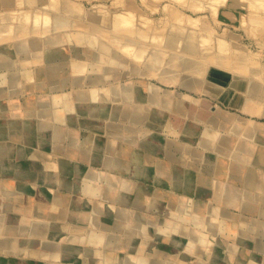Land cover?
<instances>
[{
	"label": "bare ground",
	"instance_id": "bare-ground-1",
	"mask_svg": "<svg viewBox=\"0 0 264 264\" xmlns=\"http://www.w3.org/2000/svg\"><path fill=\"white\" fill-rule=\"evenodd\" d=\"M103 1L105 0H97L96 3L86 7L80 0H0V98L7 97L4 101H0V115L6 117L7 125H0V176L7 177L0 180V231H3L4 223L8 221L9 224L5 225L6 230L18 231L16 225L12 224L14 217L10 214L39 216L42 209V200L34 203V206L22 203V197L28 193V188L15 182V178L28 180L35 177V180L42 181L46 185L80 190L81 182L77 184L75 180L79 177L87 185V191L84 192L86 201H83L82 205L74 206V198L54 191L50 200L59 207H53V217L60 216L61 220L68 218L73 223L72 229L70 228L68 232H73V236L76 235L81 242L85 241L87 244L105 242L109 234L125 233L127 234L125 242L120 240L118 235L117 238L113 235L116 242L110 243L115 245L116 249L126 247L127 251L119 253L123 255L119 260L107 251L99 253L90 247L87 249L82 246L70 247L60 253L64 264H68L65 261L70 264L76 261L86 264H177L174 260L176 254L167 251L168 244L176 248L175 253L182 254L181 257L179 256L181 264H264V259L261 260L256 256L247 257L246 251L238 244H229L221 238L219 240L209 235L210 232L219 233L227 238H233L246 247L253 242L257 249L264 252V221H254L252 226L255 237L254 240H250L248 231L251 229V223L247 219H241L212 205L204 209L198 201L176 193L164 191L162 194H157L143 185L140 189L142 191L138 192L135 191L131 180L119 179L111 173H101L92 169L83 175L80 163L75 165V176L70 178L66 175L69 172L66 163L56 162L54 159H50L46 167L58 169L60 175L42 173L44 155L43 151L38 149H43L47 144L55 149L63 148L60 143L68 139L71 143H79L77 146L80 152L94 153L93 163H103L105 167L113 170H128V163L130 170L134 164L153 163L157 181H161L162 177L166 178L173 188L186 191L195 185V181L177 166H171L166 159H155L152 162L134 157L132 160H125L117 153L126 156L130 147L123 146L117 149L113 138L102 140L91 132L80 141L79 136L70 128L87 126L97 131L98 123L91 125L86 119L91 115L101 117V120L102 117H107L112 123L125 119L131 123L129 127L156 124V122L161 124L165 122L161 112L173 110L175 113H180L181 102L189 101L199 105L200 109L194 114V118L205 124L204 127L202 126L197 143L199 146L217 148L223 153L225 151L220 142L226 146L230 141L220 136L218 128H228L241 133L242 139L237 141L233 153L230 154V161L223 160L220 155L216 169L219 172L231 168L235 171H243L245 175L243 181L246 186L264 190L262 170L264 163L258 161V145L264 142V123L229 111L217 104L214 105L215 110L209 111L211 103L208 100L176 88L186 87L196 92H203L205 85L212 82L215 77L227 75L228 84L222 99L238 106L245 115L264 116V86L256 83L254 78L234 77L220 68L206 65L203 58L196 59L192 56L197 52L203 56L213 51L216 53L215 59L221 63L224 60L222 58L224 52L228 51V41L224 36L206 31L207 27L203 22L197 38L190 35V28L185 25L186 29L177 32L168 30L162 48L158 46L156 48V45L150 47L149 43H145L146 39H149L151 45L154 41L156 43V40H160L158 43L162 44L161 38L165 31L161 32L159 27L151 23L149 17L138 18L135 10L127 11L129 2L131 4L133 2L131 0H114L115 7L112 9ZM139 20L143 21L141 26L138 24ZM181 21L190 22L189 26H195L200 22L199 19L187 14H181ZM196 28L193 29L198 31ZM125 30H131L135 36L126 35L129 32L125 34ZM152 32H156L155 36H149ZM33 35L45 36L49 44L48 48L43 49L31 38ZM104 37L109 39V42L105 41L107 39ZM142 38L145 42L141 40ZM8 42L11 43L6 45L7 47L2 45ZM112 44L116 49L122 48L123 52L132 50L126 52L133 53L131 59L143 61L142 68L133 65L129 68L119 67L121 64L125 65L127 59L123 52L114 49ZM117 44L119 47L116 46ZM240 48L245 49L243 46ZM245 50L247 52L237 54L238 59L243 64H254L255 56L252 55L256 53L249 49ZM159 64L163 66H158ZM69 71L73 75H68ZM134 76L155 77L166 87L151 80L131 79ZM124 78L128 80H123ZM93 86L100 88L97 97L89 91ZM68 87L73 92H78L79 97L76 102L71 98L73 92H65ZM11 90L14 92L13 96L8 95V91ZM46 91H59L58 96L62 97L46 96L44 94ZM20 94L29 95L24 107L15 97ZM154 108L161 112H155ZM22 116L30 120L13 119ZM247 122L250 125L244 131L242 126ZM112 125L115 124H111L110 127L105 124L104 133L114 138L124 137L128 142L139 139L142 149L162 152L168 159L170 152L177 151L179 155L173 160L181 161L188 156L191 164H198L201 159L196 149L189 152L184 143L182 146L179 141L172 138L154 143L148 140L145 134L140 135L138 132L116 137V134L113 135L109 131L114 127ZM61 126H64L62 130ZM27 131L29 136L24 134ZM45 139L49 143H44ZM28 144H37L38 148H30ZM175 145L179 150L173 148ZM104 146L112 155L108 154L104 160H100L98 152H101ZM70 150L71 148H68V151ZM31 151L34 155H30ZM247 161L252 165L247 167L245 165ZM257 163H260L259 168L255 167ZM8 176H12L13 180L8 179ZM114 189L119 190L116 196ZM40 193H43L42 188ZM223 195L229 202L240 197L239 194L225 192V189ZM148 196L152 199L148 200ZM97 198L101 199L104 205H99ZM145 203L149 204L147 206L149 211L153 210L158 214L170 211L183 224L158 215L141 213L134 208L142 207ZM76 211L79 212L77 218L76 214H71ZM261 212L264 213V197L261 200ZM217 216H222L223 220L217 219ZM31 221L27 229L33 236L39 237L47 233V227L40 224V220L31 219ZM154 231L157 232L156 237L145 238ZM137 234L144 235L146 242L143 246L140 245ZM13 240L4 239L0 243V248L13 249L16 242ZM29 244V240L21 243L19 253L24 256L33 255L35 249ZM57 244V251H61L59 248L61 243L57 242ZM52 249L54 250L55 247ZM192 256L197 259L194 263L190 262ZM0 264H4L1 258Z\"/></svg>",
	"mask_w": 264,
	"mask_h": 264
},
{
	"label": "crops",
	"instance_id": "crops-1",
	"mask_svg": "<svg viewBox=\"0 0 264 264\" xmlns=\"http://www.w3.org/2000/svg\"><path fill=\"white\" fill-rule=\"evenodd\" d=\"M31 38L34 39L35 41H37L43 47V49L48 48L49 44L47 43V40H45L46 39L45 36L42 37L40 35H33ZM9 43H11V42H8V43L2 44V45L6 46V45H9ZM71 54H73V52ZM42 66H43V62H42ZM119 67H124V64L119 65ZM67 74L70 76L73 75L71 71H69ZM131 79H137V80L141 79V80H145V81L151 80L155 84L166 87L165 85L161 84L156 78H154V77L150 78V76H134ZM123 80H128V78H124ZM227 84H228L227 75H219V76L215 77L212 82L205 85V87L203 88V92H196V91H194L190 88H186V87H178L177 86L176 88L177 89L179 88L178 89L179 91L189 93L191 95L199 97L200 99L208 100L211 103L209 111L215 110L214 105L217 104V105L221 106L222 108H225L229 111L240 113L241 115H243L247 118L250 117L252 119H255V120H258L259 122L264 123V116L259 117V116H251L248 114L245 115L239 109L238 106H236L234 104H229L228 102L224 101V99H222L223 93L226 89ZM0 86H1V83H0ZM97 87L93 86V87L89 88L90 93H92L96 97L100 93L99 92L100 88L99 87L97 88ZM65 92H73V91L71 88L68 87V88H66ZM13 93L14 92L12 90L8 91V95H10V96H13L12 95ZM59 93H60L59 91H54V92L46 91L44 94H46V96H55V95L57 96ZM28 96H29L28 94H26V95L20 94V95L15 96V97H17L18 101H20L24 107V106H26V99ZM78 97H79L78 92L72 93L71 98L75 102L77 101ZM5 99H7V97L0 98V101H4ZM176 104L179 105L178 103H176ZM109 107H111V106H109ZM179 108L180 109L182 108L181 112L179 111L180 113H175L173 110L167 111V112L166 111L161 112V110L154 108V111L155 112L160 111L161 116L164 117V119H165V122H163L161 124L156 122V124L154 123V124L134 125L132 127H129V125H131V123L127 122V120H125V119H122L120 121L112 123V121L108 120L107 117H102L103 119L101 120L100 119L101 117H96L95 115H91L86 119H88V123L91 125L92 124L95 125L98 123L97 124V127H98L97 131L90 129L87 126L85 128L83 126H74L70 129L75 131L74 133L79 136L80 141L84 140L86 134H89L91 132L92 134H97L99 136V138H101L102 140H106V138L107 139L113 138V140L115 141V144L117 146V149H120L123 146L124 147H126V146L130 147V151L126 154V156H125V154H118L117 153L118 156L120 155L119 156L120 158H123L125 160H132V158H134V157L135 158L139 157L143 161H149L150 160L152 162L155 159H166L167 161H169V164L171 166H177L180 171H182L185 175H187L189 178L191 177V179H193L195 181V185L189 187L188 190H186V191L184 189H181V188H179V189L173 188L172 186H170L171 184H170L169 180H167L166 178L163 179V177H162L161 181H157V179L155 178L156 173L154 174L155 168H154L153 163H147L146 162L143 165L134 164V167L132 168V170H130V164L128 163V165H129L128 170L127 169L113 170L111 168L105 167L103 165V163H93V160H94L93 157L95 155L94 153L84 154V153L80 152L79 148L77 146L79 143H76V144L71 143L70 140H68V139L63 140L60 143V145H62L63 148L55 149L53 147L54 148L53 149L51 146H49L47 144V145H44L43 149L42 148L38 149L40 151H43L42 153L44 155L42 158V162L44 165V167L42 168V173L46 174L49 172V173L53 174L54 176L60 175L58 169L46 167L49 160L54 159L56 162L57 161H64L66 163L68 171H69L66 175L70 176V178L75 176L74 175L76 173L75 172V165H77V163H80L81 171H82L81 173L83 175H85V173L87 171L92 169V170L99 171L101 173H103V172L104 173H111V174L117 176L119 179H122V178L129 179L132 181V183H133L132 185H133L135 191H138V192L142 191L140 189L142 188V185H143V187L146 186L147 188L152 189V191H154V193H157V194H159V193L162 194L164 191H167L169 193H176L182 197H187V198L193 199L195 201H198L199 203H201L202 208H204V209H206V207H208L209 205L210 206L212 205L213 207H215L219 210L220 209L226 210V211L232 213L233 215H235L236 217H239L241 219H247V221H249V223H251V226H250L251 229H250V231H248V237L250 240H254L255 230H254V227L252 226L254 221H258V220L264 221V213L261 212V200L264 197V190L256 189V188L254 189V188H251L249 186H246L244 181H243V177L245 176L243 171H241V172L235 171V170H233V168H231L228 170L222 169L223 172L222 171L219 172L216 169L217 164H218V159H219L218 157L220 155H221L220 157H222L223 160H226L228 162L230 161V159H229L230 154L233 153V149H234L237 141H239V139H242L241 133L234 132L233 130L228 129V128L227 129L218 128V133L220 134V136L225 137L226 139H229L230 144H231V145L228 144L225 146V145H223L222 142L219 141L222 149H224V151H225L223 153H221V151H219L217 148L210 149V148L201 147L197 143H198L199 138H200L201 129L204 127L205 124L202 122H198L194 118V114L196 112H198L200 109L199 105L197 106L196 104H192L189 101L188 102L183 101V102H181V105L179 106ZM151 109H153V108H151ZM160 112H158V113H160ZM13 119L15 121H19V120L28 121V120H30V119H27L23 116L21 118L19 117V118H13ZM5 120H6V117L4 118L3 115L2 116L0 115V125L7 126ZM101 121H103L106 124V126H108V127H110L111 124H115V125H112L114 127H112V129L109 131H111V134H113V135L116 134V137L122 136L126 133H128V134L135 133L136 134L138 132L140 135L145 134L147 139L151 140L154 143H158L159 140L161 142V141H165L167 138H172V139L179 141L180 145H182V143H184V145L186 146V149L189 152L192 149H196V151L198 152L201 159H200L198 164H196V163L191 164L190 160L188 159V156H185L183 158V160H181V161L180 160L179 161L173 160V158L178 157V155H179L178 151L177 152H170L169 153V159H168L162 152L152 151V150H148L146 148L142 149L143 147H142L139 139H136L133 142H128L124 137L114 138L113 136L112 137L109 136L106 132L104 133L103 126L105 124L104 123L101 124L100 123ZM253 124L254 123H252V125ZM249 125L250 124L248 122L245 123L244 126H242V129L245 131V129H247ZM63 127L64 126H61V130ZM24 134L29 136L28 131L24 132ZM184 136H186V137H184ZM45 142L46 143L48 142L47 139H45L44 143ZM251 142L253 143V141H251ZM217 145H219V144H217ZM28 146H30V148H34V149L38 148L37 144H33V145L28 144ZM175 146H173V148L175 150H179V147L178 146L175 147ZM68 148H71V150L68 151ZM63 149H65V150H63ZM258 149H259V160L258 161L264 163V142L259 143ZM145 150H147V151H145ZM33 151H35V150H33ZM218 152H219V154H218ZM102 154H103V156H102ZM108 154L112 155L111 153H108L106 147L104 146L102 148V151L98 152V158L100 160H104L108 156ZM30 155H34L32 151L30 152ZM27 158H29V157H27ZM79 158H80V160H79ZM100 162H102V161H100ZM25 164H26V162H25ZM259 164L260 163H257L256 164L257 166L255 165V167L259 168ZM245 165L248 167V166L252 165V163L247 161V163ZM262 166H263L262 170L264 171V165H262ZM6 178L7 177H1L0 176V180H4ZM34 178L28 179V180L24 179V178H15L14 180L17 183H20V185L28 188V193H25V195L22 197V203L24 205L34 206L35 205L34 203H36L37 201L41 202V200H42V202H41L42 206L41 207L43 210L41 209L39 216H36V215L35 216H25L23 213H12V214H10L12 217H14V221L12 224L16 225L18 231L13 232L12 230H8V231L6 230L5 225L9 224V221L4 223L3 231H0V243L4 239H8V238H11L12 240L14 239L16 241L13 249L8 248V249H11L10 251L8 249L4 250V249L0 248V258L4 264H51V263L64 264L62 259L60 258L61 257L60 253L64 250L66 251L67 248H70V247H78L79 248L80 246L84 247L85 249L90 247L91 249L98 251L99 253H101L103 251H107V252L111 253L112 256H114L115 258H118L119 260L122 259L123 255L119 254V253H125L127 251V248L124 247V248L116 249V246L111 244V243L116 242V239H113V235H115L116 238L118 235V238L122 241L124 240V242H125V238H127V234H125V233L124 234L113 233V234H109L108 240L106 239L105 242L103 241V242L96 243V244H87L85 241L81 242L80 238L79 237L77 238L76 235L73 236L72 235L73 232H68V230L70 231V228L72 229V227H73V223L70 222V220L68 218L61 220V219H59L60 216L56 215L53 217V215H54L52 213L53 207L54 206L57 208L59 207L53 201L50 200L51 196L54 194V191H57L58 193H61V194H65L70 198L71 197L74 198V200H73L74 206L79 205V204L82 205L83 201H86L84 192L87 191V185H86V183H84L83 180H81L79 177L75 178V180H77L76 181L77 184H79L81 182L79 185L80 190L79 189L73 190L71 188L68 189L67 187L63 188L59 185H56L54 187L52 185H46L45 183H42V181L39 182L37 179L35 180ZM215 178H216V180H215ZM8 179H10L11 181L13 180L12 176H8ZM40 187L42 188V192H43L42 194L40 193V191H41ZM224 189H225V192H230L231 194L235 193L236 195L239 194L240 197L233 199L234 201L232 200V201H230L231 202L230 203L229 201L225 200L223 197L224 196L223 195ZM113 191L116 192L115 193V196H116V194L119 190L114 189ZM197 192H198V194H197ZM147 199L151 200L152 198H151V196H148ZM97 200H98L97 202L100 203L99 205L104 203V202L100 201L101 199L97 198ZM105 201H107V200H105ZM13 204L17 205V203H13ZM120 204H122V203H120ZM148 205H149L148 203H145L144 206L142 205V207L139 206V207H134V208L141 213H149L151 215H158L164 219L173 220L175 222H179V223L183 224L170 211H166L164 213L158 214L157 212H154L153 210L149 211V209H148L149 207H147ZM123 206H125V205H123ZM101 207H103V206H101ZM71 214H76V218L79 216L78 211L73 212ZM31 219L40 220V224H44L47 227V233L42 235V236L36 237V236H33L32 233L28 232L27 226L31 225V223H32ZM217 219L223 220L222 216H220V217L217 216ZM187 225H189V223H187ZM4 231H6V232H4ZM206 232L209 233V231H206ZM156 235H157V232L154 231L151 234L147 235V237H145V238H149V239L151 238L152 239V238L156 237ZM209 235L215 239L220 240V238H221V240H223L224 242L229 243V244H233V245L238 244V246L241 247V249L246 251V255L248 254L247 257L256 256L261 260L264 259V252L257 249L253 242L249 246L246 247V246H243V245H240L239 243H237L233 238H227V237H225L219 233L210 232ZM137 237H138V241L140 242V245L143 246L144 242H146V239H144V235L137 234ZM110 238H111V241H109ZM27 240H29V243H30L29 245L33 246L35 249L34 254L30 255V256H24L23 254L19 253L20 244L23 243L24 241H27ZM57 242L61 243V246L59 247L61 249V251H57L58 250ZM114 244H116V243H114ZM168 245L166 247L167 251L171 252L172 254H176V257H174V260L177 264H181L179 262V258L182 256V254L180 255V253H178V252L175 253L176 248H174L173 245L172 246L171 245L168 246ZM0 246H1V244H0ZM52 247H55V249L53 250ZM150 255L154 256L153 254H150ZM58 258H60V259H58ZM196 260L197 259L194 256H192V259L190 260V262L194 263V262H196ZM65 263L70 264V262H67V261H65ZM72 264H86V263H84V262L82 263V261H76L75 263H72ZM204 264H206V263H204Z\"/></svg>",
	"mask_w": 264,
	"mask_h": 264
},
{
	"label": "rangeland",
	"instance_id": "rangeland-1",
	"mask_svg": "<svg viewBox=\"0 0 264 264\" xmlns=\"http://www.w3.org/2000/svg\"><path fill=\"white\" fill-rule=\"evenodd\" d=\"M80 1H82V3L86 7H89L92 3L97 2V0ZM131 1L133 2L132 4L131 2H129L128 7L126 8L127 11L135 10L136 16L138 18H141L143 16L149 17L151 19V23L159 27L161 29V32L165 31L164 36L161 38L162 44L158 43L160 42V38L158 39L159 41L156 40V43L152 40L154 44L152 42L151 43L153 45L148 42V38L146 39V42L143 38L141 39L142 41L144 40L143 42L149 43L150 47H155L156 45V48L157 46L159 48H162V45L164 46L166 35L165 33H167L168 30L177 32L178 30L186 29V27H189L190 35L197 38L200 33L199 28H201L202 23L205 22V24L203 25L207 27L206 31H210L211 34L218 33L220 35H223L224 38L228 41V51L224 52L222 57L224 60L221 63L217 62V60L215 59L216 53H214L213 51L203 56H200L197 52L192 56L196 59L203 58V62L206 65L220 68L221 70L231 74L234 77H242L244 79L254 78L253 80L256 83L264 86V0ZM103 3L110 6L111 9L115 7L114 0H105L103 1ZM166 4L168 6H166ZM214 8L216 10H214ZM181 14L190 15L194 18L199 19L200 22L197 25L194 24L195 26H189L190 22L181 21ZM138 24H140L141 26V24H143V21L139 20ZM185 25L186 27H184ZM80 28L82 29V27ZM193 28L198 29V31H195ZM127 31L125 30L124 33L126 34ZM128 32L129 33H127L126 35L135 36L131 30H129ZM155 33H149V36H155ZM96 38H98V36H96ZM105 41L109 42V39ZM116 46L119 47L118 44ZM241 46L245 47V49H249L251 52L256 53V55H252L255 56L254 64H243L240 62L237 54H239L240 52H247V50L241 49ZM114 49H116V47ZM121 49L122 48L119 47V49L116 50H120L121 52H123V50ZM126 51L132 52V50H125V53H122L127 59V63L124 65V68H129L130 65L142 68L143 61L136 60L135 58L131 59L133 53L128 54ZM167 51L169 52L170 50ZM125 55H127L128 57ZM177 63L178 62H176V64ZM158 66L162 67L163 65L159 64ZM252 72H254L255 74H252ZM57 97L61 98L62 96L57 95Z\"/></svg>",
	"mask_w": 264,
	"mask_h": 264
}]
</instances>
